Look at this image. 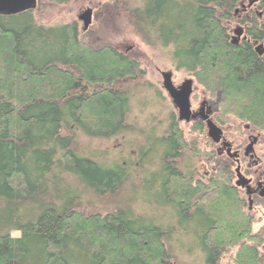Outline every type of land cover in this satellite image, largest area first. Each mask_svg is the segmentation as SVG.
Segmentation results:
<instances>
[{
	"label": "trees",
	"instance_id": "1",
	"mask_svg": "<svg viewBox=\"0 0 264 264\" xmlns=\"http://www.w3.org/2000/svg\"><path fill=\"white\" fill-rule=\"evenodd\" d=\"M257 4L264 10V0ZM103 5L105 17L121 9L143 42L171 48L173 62L196 72L212 95L222 89L223 111L264 131V56L251 44L229 43L226 20L235 0H104ZM91 34L81 33L74 22L41 25L34 10L0 15V212L10 216L0 219V264H175L174 225L157 224L153 212L141 222L130 209L102 214L82 206L78 193L49 195V205L38 207L44 195L36 184L62 173L79 174L87 192L102 199L135 184L130 187L138 186L141 194L131 188L130 196L153 207L154 214L167 211L169 222L178 218L191 232L183 236L190 248L206 256L203 264H221L225 246L243 238L244 245L262 244L240 220L233 192L217 182L215 191L203 195V187L172 175L171 157L183 141L176 129L162 146L164 184L152 171H144L136 183L120 162L106 166L79 155V134L111 139L136 127L128 124L130 97L122 88L144 74L139 61L108 44L95 45ZM247 34L264 42V22L254 19ZM150 136L146 147L158 146V155L161 145ZM31 203L40 213L24 223L22 211ZM220 204L226 209L221 211ZM229 210L239 221H229ZM13 216L17 222L11 228ZM234 264H264V253L243 247Z\"/></svg>",
	"mask_w": 264,
	"mask_h": 264
},
{
	"label": "rangeland",
	"instance_id": "2",
	"mask_svg": "<svg viewBox=\"0 0 264 264\" xmlns=\"http://www.w3.org/2000/svg\"><path fill=\"white\" fill-rule=\"evenodd\" d=\"M136 2L137 0H131ZM104 0H70L66 4L55 5L49 2V0H39L37 8L34 10L37 21L44 26H54L69 23H76L80 32L84 33L89 31L95 36L93 41L95 45L99 46L108 44L112 47H116L119 51L127 54L133 59L140 62L141 67L144 69V74H141L135 81H129L123 86V90L129 94L130 109L128 116V124L136 123V127H130L132 130L130 132L126 131L120 136L113 137L111 139H96L88 137L84 134H79V139L77 140V149L79 155L88 156L91 158H100L99 161L105 163L113 162L119 158L120 164L123 166V160L127 159L125 155L138 156V154L145 149L147 145V140L150 134H157L162 129L160 125L163 124L164 128H167L168 122L170 123V114L173 113L174 109L170 103L169 95L163 86V78L160 75V71H172L173 72V84H180L188 74L184 71H177L173 67V62L171 59V48H166L156 44H148L143 42L141 36L133 32L132 27L129 26V20L125 17L121 9H119L118 14H112L105 17ZM103 7V8H102ZM92 9V22L88 26V30H84V22L79 18L82 11L86 9ZM235 25H233V29ZM91 34V35H92ZM199 85L208 90L207 87L199 83ZM198 87L195 95L198 97L201 94V89ZM214 96V95H213ZM224 100L220 103L219 111L222 112L221 117L225 121L221 124L223 129H225V135L230 138V136H244L247 139L248 133L246 130H241L239 125L245 127L248 126V122H241V120L232 112L226 113L223 111ZM236 99L231 96L228 99V103L232 106L235 105ZM233 105V106H234ZM180 126L184 127L181 123ZM256 131H261L260 129ZM264 134V131H261ZM192 140L197 144L198 148L207 147L206 144L199 138H197V133L195 132ZM200 143V144H199ZM247 143V140L246 142ZM122 157V159H120ZM137 158V157H134ZM199 156L197 157V159ZM196 159V158H195ZM198 165V164H197ZM200 165V164H199ZM62 175V176H61ZM60 176H49L45 181H40L41 184H36L40 187L42 194L44 195L42 200V206L49 205V195L59 196L64 198L63 194L78 193L81 197L82 206H93L95 212H100L105 214L107 211H114L118 208L133 209L134 214L140 215L139 221H147L149 219L148 215L158 219L157 224H162L165 228L172 227L173 223L169 222V218L166 215L165 210H160L158 213L154 214L153 207L150 208L141 202L137 197H131V188L133 194H135L134 188L138 193L141 194V189L138 186L130 187L126 184L122 190L116 195L110 198H99L96 194L87 192V184H84L81 180L79 174L62 173ZM51 177V178H50ZM62 178H64L62 180ZM139 175H136L134 179L136 183L139 181ZM44 182L46 184H44ZM217 198V197H216ZM141 202V203H140ZM32 208L28 207L22 211L24 223L32 220L39 215L40 211L32 203L29 204ZM223 209L225 206L220 204ZM158 209L156 210V212ZM164 211V215L161 214ZM232 214L229 219L233 223L234 219L238 216L234 211L229 210ZM240 216V215H239ZM5 217L10 218V216L4 215L0 212V219L3 221ZM225 217V215H223ZM229 216L225 217V220ZM152 219V218H151ZM153 220V219H152ZM239 221V218L236 219ZM241 220V218H240ZM154 221V220H153ZM11 228H14L17 218L13 216L10 220ZM146 225L148 223L144 222ZM172 224V225H169ZM263 221L254 220L253 232H257L260 228H263ZM181 233V232H180ZM264 233V232H263ZM249 239V238H248ZM247 238H243L240 243L244 244ZM249 241V240H248ZM191 241L189 238H185L181 235H176L171 238V257L175 264H203L206 256L199 252L197 249H191ZM225 246L223 252V258L221 264H234L235 254L237 250V245ZM82 263V262H81ZM78 263V264H81ZM83 264V263H82Z\"/></svg>",
	"mask_w": 264,
	"mask_h": 264
},
{
	"label": "flooded vegetation",
	"instance_id": "3",
	"mask_svg": "<svg viewBox=\"0 0 264 264\" xmlns=\"http://www.w3.org/2000/svg\"><path fill=\"white\" fill-rule=\"evenodd\" d=\"M232 9L231 18L226 20L229 43L234 46L244 42L251 44L259 56H264V42L253 40L247 34V28L254 19L264 22V10L259 8L257 0L253 2L251 0H235V5ZM233 25H235L234 29ZM83 31H86L85 28ZM260 46H262L261 51L259 49ZM171 59L173 62L172 52ZM173 67L177 71L186 72L188 77L180 84H173V72L160 71V75L163 78V86L174 109L173 113L170 114V123L168 122L167 128H164L162 124L160 125L162 128L160 132L154 135L150 134L153 135L154 144L161 145L160 154L155 155V150L158 146L155 148L150 146L149 148V143L147 147L145 146L143 153L134 156L137 158H134L132 154L131 156L125 155L127 159L123 160V164L129 171L130 176L139 175L138 179H140L143 177V172L148 170L155 174L158 184H164L165 152L162 146L165 148L164 140L170 136L172 130L176 129L183 141L179 144L177 153L172 154L171 157V162L176 169L172 175L186 179L192 187H203V195L215 191L217 182L222 184L223 188L233 192L235 195L233 206L239 212L241 221L247 224L246 226L250 229L249 234L256 237L258 242H262L260 245H245L256 247L264 253V226L257 232L252 230L254 220L263 221L264 223V134L261 131L250 128V126H246L247 139H244V136H230L228 138L225 135V129L222 128V123L225 119L221 117L222 112L219 111L220 103L224 100V91L218 89L213 96L208 90L199 85L196 72L189 71L184 67H178L174 62ZM188 80L192 81V86L188 96V109L184 111L181 101L177 97L180 91L183 90L184 83ZM169 87L172 88L174 96ZM198 87L202 89L201 94L196 97L195 93ZM181 123L184 127L180 126ZM211 127H215L218 130L214 137L209 134ZM195 132L197 133V138L201 139L207 147L201 149L197 147V144L192 140ZM150 135L148 140L151 139ZM246 140L247 143H245ZM195 150L198 153V159H195ZM95 160L99 161L100 158ZM119 161V158L113 162L108 161L106 166L113 165ZM99 162L105 163L103 161ZM130 211L134 210L130 209ZM161 214L164 215V211H161ZM166 215L169 216L168 212H166ZM172 219L174 235H191L190 231L179 225L178 218L174 217ZM214 219L218 221L217 218L214 217ZM245 245L242 243L238 244L236 246L237 250L247 247Z\"/></svg>",
	"mask_w": 264,
	"mask_h": 264
},
{
	"label": "water",
	"instance_id": "4",
	"mask_svg": "<svg viewBox=\"0 0 264 264\" xmlns=\"http://www.w3.org/2000/svg\"><path fill=\"white\" fill-rule=\"evenodd\" d=\"M255 0H251L253 2ZM39 0H0V15H17L26 11H33L37 8ZM84 22L85 30L92 22V9H86L79 17ZM260 51L262 46L259 47ZM167 76V75H166ZM192 86V81L188 80L183 85V90L180 91L179 96L177 97L181 102V106L184 111L188 109V96L190 94ZM169 90L172 92L174 96V92L172 88L169 87ZM217 129L215 127H211L210 136L214 137V134L217 133Z\"/></svg>",
	"mask_w": 264,
	"mask_h": 264
}]
</instances>
